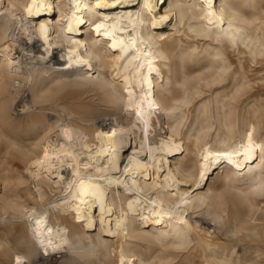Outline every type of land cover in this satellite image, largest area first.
<instances>
[{
  "label": "bare ground",
  "instance_id": "6f19581e",
  "mask_svg": "<svg viewBox=\"0 0 264 264\" xmlns=\"http://www.w3.org/2000/svg\"><path fill=\"white\" fill-rule=\"evenodd\" d=\"M2 141L0 264H264V0H0Z\"/></svg>",
  "mask_w": 264,
  "mask_h": 264
},
{
  "label": "rangeland",
  "instance_id": "374dc122",
  "mask_svg": "<svg viewBox=\"0 0 264 264\" xmlns=\"http://www.w3.org/2000/svg\"><path fill=\"white\" fill-rule=\"evenodd\" d=\"M19 103L20 102H17V104L15 103V105H14L15 109H16V113L14 112V115L17 116V117L20 116V114H18L19 112H17L18 109L21 107V106L18 105ZM0 146H1V148L6 147V145H5V143L3 141L1 142ZM58 255H61V254L59 253V254L55 255L56 259H59ZM38 257H36L35 259H37ZM35 259L33 260L32 264H58V261H56V259L55 260H51V261H43L41 259H39V260H35Z\"/></svg>",
  "mask_w": 264,
  "mask_h": 264
}]
</instances>
